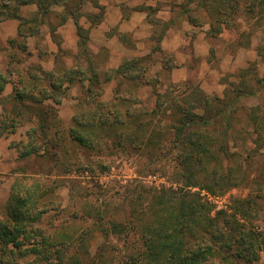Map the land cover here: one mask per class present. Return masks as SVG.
I'll list each match as a JSON object with an SVG mask.
<instances>
[{"label":"rangeland","instance_id":"obj_1","mask_svg":"<svg viewBox=\"0 0 264 264\" xmlns=\"http://www.w3.org/2000/svg\"><path fill=\"white\" fill-rule=\"evenodd\" d=\"M98 1L105 13L104 0ZM199 1L144 0L132 7L122 5L124 15L133 9H144L145 20L151 25L141 50L130 48L134 37L118 33L128 48L140 51L127 54L120 62L147 56L137 68H130L131 74L138 75L133 79L122 72L116 73L118 66L108 67V49L94 50L89 46L90 37L86 44L91 57L80 54L78 46L69 47L64 36L68 34L66 23L73 21L60 22V6L52 7L49 16H38L43 20L37 24L33 21L36 4L19 5L18 13L31 20L19 29L18 19L0 20V72L5 76L10 73L11 77V83L0 94V129L4 122L7 126L0 136V217L5 214V203L15 178L22 173L32 174L51 184L52 189L46 198L48 210L37 226L57 238L86 237L82 245L77 240L66 252L68 255L79 252L82 257L93 256L106 243L103 264H133L129 254L140 258L137 253L142 249L139 231L125 237L124 230L114 229L112 222H118L119 227L125 225L132 207H146L160 190L178 186L181 171L175 159L184 152L174 146L177 133L172 125L177 124L179 113L171 100L177 98L181 108L210 119L214 116L213 122L200 127L209 149L204 169L195 161L191 165V172L197 178L201 170L208 174L216 170L217 174L225 175L222 189L214 185V175L209 174L206 181L216 189L217 195L209 196L215 202L214 210L250 199L252 211L246 225H258L264 220V13L257 17L256 6L254 15L249 16L243 11L247 0H238V14L220 18L214 12L220 0H202L205 7ZM4 3L7 2L0 0V18ZM72 5L76 7L75 3ZM208 6L214 9L209 11ZM79 10L85 14L98 12L90 0ZM88 18L91 19L79 16L78 20L84 25ZM111 31L116 32V27ZM88 57L101 81V93L97 94L94 86L89 92L86 79L81 82L74 79L62 83L59 105L52 100L42 104L52 107L48 111L51 121L52 112L59 119L52 125L55 127L52 130L57 129L61 136L57 146L64 149H57L59 162L35 154L19 158L14 144L28 140L31 126L30 111L25 106L39 105L27 95L21 99L24 103L15 104L11 96H16L18 91L36 92L35 83L36 88L48 89L50 77L43 75L40 67L60 72L64 66L79 63L77 69L80 67L84 76H88ZM33 76L39 80L34 81ZM155 92L164 93V101L151 114L156 106ZM202 93L221 101L210 100L202 107ZM84 112L95 113L94 125L84 127L92 139V147H83L68 135L72 117ZM10 116L15 121L11 122ZM153 116V125H143L144 119ZM84 120L83 123H89L91 119L87 115ZM14 122H17L16 130L11 132ZM139 122L143 126H138ZM192 190L197 189L192 187ZM154 218L153 210L147 212L145 222ZM261 254L264 259V250Z\"/></svg>","mask_w":264,"mask_h":264},{"label":"trees","instance_id":"obj_2","mask_svg":"<svg viewBox=\"0 0 264 264\" xmlns=\"http://www.w3.org/2000/svg\"><path fill=\"white\" fill-rule=\"evenodd\" d=\"M4 1L7 3L2 4L4 10H2V18L0 20L5 17L18 19L20 23L18 29L21 28L23 23L31 22L29 18L23 17L18 13L19 5L36 4V16L33 21L37 24L43 20L41 18L38 19V16H49L52 7L60 6L62 8L60 22L64 23L68 19H72L75 25L77 46L81 49L80 54L92 56L86 44L89 40L88 28L80 24L78 19L79 16H89L92 19H87L90 26L100 23L104 16V6L98 0H90L93 8L98 9V12L92 14L79 12V8L87 0ZM72 3H75L76 7H73ZM203 3L200 0L198 4L205 7ZM239 6L238 0H220L219 5L215 6V9L209 6L208 9L209 11L214 9L215 14L221 18L238 14ZM256 6L258 8L257 17H261L264 13V0H247V5L243 11L249 16L254 15ZM6 7L7 9L5 10ZM186 11L188 12L187 9ZM57 46L59 48L58 44ZM89 57L87 58V66L90 68L88 76H84V72L80 67L77 69V64L79 63L74 66H62L63 68L60 72H53L40 67V72L50 77L48 89L45 87L36 88L37 83L34 81L39 80V78L33 76V82L35 83L33 89H36V92L30 90L28 91L30 94H24V92L18 91L16 96L15 94L11 96L14 97L15 104L24 103L21 99L27 95L30 97V101L39 105L35 107L31 103L30 108L25 106L30 111L31 126L27 132L28 140L26 142L19 140L14 144L18 149L19 158L35 154L59 162L58 150L63 148L57 146V141L60 140L61 136L57 129V132L52 130L55 129L52 126L53 123L59 122V119H57L56 113L52 112L53 120L51 121L48 111L52 107H45L42 104L52 100L56 105H59L63 94H59L58 91L62 83H71L74 79L80 82L86 79L88 83L87 90L89 92L93 91L91 86H94L97 88L96 93L100 94L102 91L101 81L97 72L91 67V59ZM146 57L138 56L132 59H124L115 68V71L116 73L122 72L131 79L137 78L138 75L131 74L129 70L130 68H137L138 63L144 62L147 59ZM9 75L10 73L5 76V73L0 72V94L4 91L5 85L11 83ZM13 89L14 87L12 91ZM155 94L156 106L151 110V114H155L164 101V93L155 92ZM204 95L202 93V107H205L206 102L210 100L212 102L221 101L218 97ZM99 103L101 104L102 102ZM171 103L177 106L176 112L179 113L177 124L173 123L172 125L175 133H177L175 134L177 138L174 146L179 147L184 152V154L179 156L181 158L175 159L181 171L179 173V184L174 188L160 190V193L146 207H132L128 222L125 225L123 224L119 227L120 224L118 222H112L114 229L124 230L125 237L128 234L133 236L139 231L142 249L137 254L140 258L131 253L129 254L130 263L240 264V262H243L264 264L261 254V251L264 250V220L261 221L262 224L258 223L256 225L251 222L253 224L246 225L249 221L247 216L252 211V207L248 204L250 199H244L245 201L238 200L234 204H225L226 208L214 210L216 207L215 202L210 200L209 196L217 195L215 186H221V182L226 181L225 175L217 174L216 170L213 173L210 172L209 174L214 175V186L212 183L206 182L210 176L206 171L201 170L199 178L195 177L191 172V165L194 161L201 169H204V160L208 159L207 152L209 149L207 140L204 139L205 134L200 130V127L213 122L214 116L210 119L202 114L188 110V108H181L177 105L179 103L177 98H173ZM20 106L21 104L18 105V107ZM87 115L91 120H89V123H83L82 121L85 122L84 118ZM12 117L10 116L9 118L11 122L15 121ZM154 118L155 116L144 119L143 122L145 124L143 125H153L152 119ZM93 119H95V113L93 112H84L81 115L75 114L72 117L73 124L68 128V135L71 140L83 147H92V139L88 134V130H85L84 127L91 128L94 125ZM14 123L13 128L9 130L11 132L16 130L17 122ZM3 124L4 126L0 129V136L7 131L5 122ZM139 124L138 126H143L140 122ZM51 131L52 133H50ZM151 132H153V129L150 130ZM172 142H174V139H172ZM217 163L219 166V162ZM31 175L28 176L22 173L19 178H15V181L10 186L9 196L3 212L5 214L0 217V264H103V251L106 243L101 244L98 247V253L93 256L82 257L79 252L68 255L66 252L71 246L76 244L77 240H80L81 245L83 244L86 240L84 235H80L78 239L72 235H62L57 238L52 234H46L42 228L37 226L43 214L48 210L46 198L50 197L52 189H50L51 184ZM192 187L197 190H192ZM223 187L224 185L220 189ZM152 210L155 213L154 220L145 222L147 212ZM255 219L260 220L258 216ZM136 225H140V228ZM85 234L87 235V232Z\"/></svg>","mask_w":264,"mask_h":264},{"label":"crops","instance_id":"obj_3","mask_svg":"<svg viewBox=\"0 0 264 264\" xmlns=\"http://www.w3.org/2000/svg\"><path fill=\"white\" fill-rule=\"evenodd\" d=\"M137 1L143 2L144 0H104L103 4L105 5L106 11L102 21L93 26H90L89 21H86L84 25L82 24L84 27L88 28L90 47L94 50L101 47L108 49V67H117L121 58L127 54L140 53L139 50L136 51L130 48L136 47L140 50L144 48L143 40L144 37L150 33L149 27H151L145 20V10L141 8L133 9L130 13L125 15L122 11V5L132 7L138 3ZM74 26V23H66V31L68 34L64 37L70 43L69 47L76 49L77 34ZM114 27H116V32L111 31ZM144 28H146L145 31L143 30ZM118 33H125L134 37L133 44L130 45V48L127 47L125 40L120 39Z\"/></svg>","mask_w":264,"mask_h":264}]
</instances>
